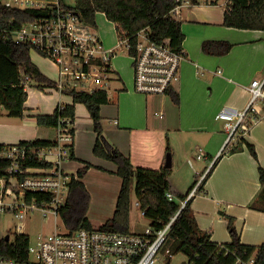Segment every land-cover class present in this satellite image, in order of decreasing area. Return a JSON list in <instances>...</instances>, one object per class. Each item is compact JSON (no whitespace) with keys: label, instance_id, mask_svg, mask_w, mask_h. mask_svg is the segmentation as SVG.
<instances>
[{"label":"crops","instance_id":"1","mask_svg":"<svg viewBox=\"0 0 264 264\" xmlns=\"http://www.w3.org/2000/svg\"><path fill=\"white\" fill-rule=\"evenodd\" d=\"M227 4L229 0H199L198 3L184 0L179 11L173 13L181 20L185 34L181 79L175 86L179 102L171 94L148 95L135 90L131 63V87L119 86L115 89L122 91L111 96L108 90L112 83L123 81L115 69L107 89L110 102L102 106L101 114L104 135L130 157L135 167L160 168L166 163L170 147V187L175 196L178 192H191L202 179L191 196V207L199 225L211 232L214 241L232 240L227 217L232 215L241 241L259 245L264 243V105L257 106L256 122L249 118L251 132L257 134V146L253 149L234 148L236 141L233 140L222 151L230 125L218 113L226 105L246 108L251 98V81L264 77V30L226 26ZM97 13L107 18L104 12ZM116 36L118 42L117 29ZM206 40H225L233 46L224 55L208 54L203 50ZM120 53L127 54L119 49L115 59ZM35 63L53 81L59 78L56 66L55 71L48 63ZM207 71L212 78L206 82L198 73L205 75ZM31 88L23 117L8 116L0 106V143L57 139L59 128L38 125L35 115L53 113L57 106L73 103V96L57 91L36 93L31 98ZM45 94L53 99L47 101ZM72 126L76 158L61 159V169L77 174L86 162L101 166L90 167L81 178L91 194L89 208L96 196L113 201L116 208L122 177L116 173L118 166L113 160L95 154L98 134L83 103L76 105ZM50 128L55 129L53 138L46 136Z\"/></svg>","mask_w":264,"mask_h":264},{"label":"built area","instance_id":"2","mask_svg":"<svg viewBox=\"0 0 264 264\" xmlns=\"http://www.w3.org/2000/svg\"><path fill=\"white\" fill-rule=\"evenodd\" d=\"M2 1L6 6L17 5L42 10L34 20L11 31L10 36L16 42L28 44L32 51L50 59L58 69L59 78L48 84L36 82L26 75L22 85L27 91L33 86L45 92L54 90L66 94L74 90H107L116 73L112 61L119 49L126 51L132 60L135 90L148 95H166L180 82L184 53L175 51L169 39L161 42L153 40L149 28L137 32L134 47L130 37L124 32L121 34L119 25L115 24L118 33L117 45L106 48L96 28L85 23L64 0ZM182 4L183 0H177V5L171 11L172 15L179 11ZM249 89L251 98L246 108L226 105L218 113V117L228 121L230 125L229 136L222 151L233 140L236 141L234 148L253 149L257 146V134L251 132L249 118L255 122L259 119L256 103L259 99L264 101V77L253 79ZM63 121L66 122L58 127L57 143L52 147L38 150L14 143L0 150L1 156L11 160L7 174H0V213L10 211L15 217L23 219L31 210L38 208L44 215L52 213L55 217L58 216L59 207L64 203L63 194L68 190L70 181V174L61 169L60 163L61 159L69 158L71 149L66 144L74 140L71 133L73 122L70 118ZM36 151L40 158L52 161L55 165L21 167L20 162ZM201 180L182 200L180 209L162 227L156 228L150 223L143 231L122 232L94 226L68 229L67 232L39 233L34 242L29 239L26 259L0 258V264H171L173 254L169 249L163 252V246L173 222ZM38 191L52 192V200L39 202L34 195L29 196L30 193ZM167 196L171 200L176 197L171 190L167 191ZM134 204L140 214L146 216L138 199ZM229 252L231 250L227 249V253ZM232 253L236 254V251L232 250ZM253 262L254 255L249 259L237 256L236 260L237 264ZM181 264L197 263L195 259L188 257Z\"/></svg>","mask_w":264,"mask_h":264},{"label":"trees","instance_id":"3","mask_svg":"<svg viewBox=\"0 0 264 264\" xmlns=\"http://www.w3.org/2000/svg\"><path fill=\"white\" fill-rule=\"evenodd\" d=\"M184 1V0H183ZM198 3L199 0H189ZM68 5V4H67ZM177 5V0H76L74 5H68L74 9L81 19L92 26L96 25L97 12L102 11L107 18L119 25L120 33L130 37L133 46H136L137 32L143 28L150 29V37L161 42L169 39L171 47L175 51L183 52L185 34L182 30L181 20L175 18L171 11ZM37 8H22L17 5L6 6L0 0V106L11 117H23L25 101L29 93L23 87L22 82L29 75L36 82H53L45 75L40 67L33 61L30 45L18 43L11 38V31L20 28L23 24L34 20L41 14ZM224 24L229 27L244 29L264 30V0H229L224 13ZM9 36V37H7ZM233 44L225 40H206L203 50L208 54H227ZM135 49L132 50L134 52ZM73 96V103L57 106L53 113L36 114L37 124L40 126L59 127L64 125L65 118L74 122L77 103H83L93 120L94 129L98 134L94 146L96 155L113 160L118 169L116 173L122 177V186L114 215L106 222L96 226L108 230L129 232L131 217V201L134 183V192L140 202V207L145 210L150 223L156 228L162 227L180 209L190 191L176 193L177 198L171 200L167 191L171 190L170 175L172 166L160 168L135 167L130 159L118 149L105 135L101 108L110 102L106 89L94 92L69 91ZM170 94L176 102L179 95L175 86ZM71 133L75 135V128L71 127ZM56 140L31 139L21 140L18 144L29 149H42L52 147ZM12 144L0 143V150ZM71 149L69 158L75 159L74 140L66 144ZM38 151L31 152L21 163V167H51L52 161L40 158ZM168 155H171L168 147ZM11 160L0 155V174H7ZM101 166L91 162L80 167L77 174H70L68 193L64 203L59 207V214L64 219L68 229L76 230L80 227H94L93 222L87 216V209L91 200L84 181L81 179L90 167ZM38 201H51L52 192H33ZM229 219V231L232 240L219 243L212 239L210 231L203 229L191 207V198L182 208L173 222L168 238L162 251L167 249L170 253L183 252L190 259H195L197 264H237V256L249 259L254 255L252 264H264V243L255 245L241 241V234L235 225V217L227 215ZM29 237L27 234L16 233L13 239H0V258L26 259L28 256ZM227 249L231 252L227 253ZM236 251V254L232 253Z\"/></svg>","mask_w":264,"mask_h":264},{"label":"rangeland","instance_id":"4","mask_svg":"<svg viewBox=\"0 0 264 264\" xmlns=\"http://www.w3.org/2000/svg\"><path fill=\"white\" fill-rule=\"evenodd\" d=\"M68 5H74L76 0H64ZM96 30L100 33L101 38L103 40V44L106 48H109L116 44L117 36H116V28L114 23L108 20L102 13H97L96 16ZM32 56L35 62L46 65L47 63L51 65V67L56 71L55 65L53 62L48 59L47 57L37 53L36 51H32ZM258 61H261V57L259 56ZM113 68L119 70L120 75L123 78V81H117L112 83V87L108 90L111 96L114 93H119L122 90H117L115 88L119 86H123L127 84L131 87L132 85V69L131 63L132 60L126 53H120V56L116 59H113ZM200 66V65H199ZM202 67V66H200ZM203 70V69H202ZM213 75V74H210ZM198 77L202 80L206 81L211 79L212 77L209 76V72L207 71L205 75L198 73ZM127 82V83H125ZM32 87L31 89V98L34 97L36 93L44 94L49 93L48 91H41L38 87ZM210 88V87H209ZM52 93H56L57 91L52 90ZM46 95V100L51 101L53 98L50 97L48 94ZM264 101L259 99L256 103V106H263ZM264 116V113L263 115ZM264 120V117H263ZM46 136L53 138L55 136V129L50 128L46 131ZM68 190H66L63 194L64 201L66 199ZM136 195L134 192V183H133V190H132V203H131V217H130V229L134 231H143L147 226L150 224V219L140 214V210L135 206ZM89 208V207H88ZM115 212V206L113 201L104 200L102 197L96 196L95 199L91 202L90 208L87 209V215L90 217L91 221L93 222L94 226H98L108 219H110ZM53 231H61L67 232L68 227L60 214L55 217L52 213H48L46 215L43 214L41 209L35 208L31 210L27 216L23 219L17 218L12 214L10 211L1 212L0 213V239L5 237L7 234L10 235V238L13 239L16 233L22 232L28 235L30 242H34L39 233L47 234ZM188 256L183 252H179L173 254L171 257V264H181L187 261ZM164 262L167 261L164 259Z\"/></svg>","mask_w":264,"mask_h":264},{"label":"water","instance_id":"5","mask_svg":"<svg viewBox=\"0 0 264 264\" xmlns=\"http://www.w3.org/2000/svg\"><path fill=\"white\" fill-rule=\"evenodd\" d=\"M171 162H172L171 155H168L165 165H166V166H171ZM5 238H6L7 240H9V239H10V235L7 234V235L5 236Z\"/></svg>","mask_w":264,"mask_h":264}]
</instances>
